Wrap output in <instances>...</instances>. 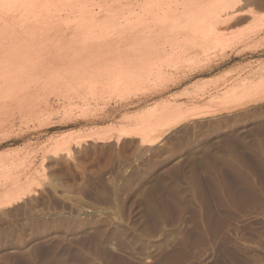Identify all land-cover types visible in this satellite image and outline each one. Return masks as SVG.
Segmentation results:
<instances>
[{
  "label": "rangeland",
  "instance_id": "rangeland-1",
  "mask_svg": "<svg viewBox=\"0 0 264 264\" xmlns=\"http://www.w3.org/2000/svg\"><path fill=\"white\" fill-rule=\"evenodd\" d=\"M4 1L0 0V62L3 44L7 46L3 41L10 40L11 49L23 51L19 68L27 62L33 66L34 59L41 69L36 63L31 66L34 73L30 66L23 70L26 77L17 72L21 87L31 92L30 105L0 94V111L7 110L4 116L0 113V172L3 169L2 175L6 171L20 187L32 190L20 201L0 207V264H264V100L245 105L227 97L235 107L229 108L226 96L220 98L223 88L252 71L263 69L257 81L264 76V0L246 3L240 19L227 26L206 57L173 69L172 76L178 77L173 85L151 81L124 90L127 93L107 90L96 96L66 84L68 93L63 86L57 91L62 84L56 82L65 83L64 76L66 83L77 80L67 74L75 63L69 65L66 56L62 62L61 56L60 66H51L41 62V52L49 56L52 47L67 45L74 35L79 45L83 39L78 34L89 31L94 20L105 22L103 28L111 20L123 21L132 0H38L32 7L35 16L26 17L36 23L19 18L31 7ZM10 11L18 12L16 17L5 18ZM98 23L91 28L96 31L85 34L104 32ZM239 34L249 39L241 42ZM76 39L71 41L76 44ZM31 43L43 49H33ZM52 70L59 73L50 74ZM54 72L63 77H49ZM51 78L56 82L48 81ZM216 91L220 96L209 98ZM165 99L191 108L196 103V115L162 133L142 128L144 120L155 121L152 106ZM144 136L157 140L141 143ZM65 148L68 157L41 159L49 149Z\"/></svg>",
  "mask_w": 264,
  "mask_h": 264
},
{
  "label": "bare ground",
  "instance_id": "bare-ground-1",
  "mask_svg": "<svg viewBox=\"0 0 264 264\" xmlns=\"http://www.w3.org/2000/svg\"><path fill=\"white\" fill-rule=\"evenodd\" d=\"M10 1H12L10 3L14 2V0H10ZM249 1L250 0H226V1H222V0H132V7L130 10L129 17H126V18L124 17V19L122 18L123 21H121V19L115 21L114 18H116L117 14L115 16L112 14L114 17L110 15V18L113 17L112 19H114V20H111L113 24L110 23L111 21L108 22L110 25H108L107 28L109 29V26L112 27V25L114 28L112 27L111 32H110V30L108 31L109 34L107 31L105 34V30L107 29L106 27L103 28L104 25L106 26L105 22H104V24L102 22H99V23L103 24L101 27L103 28L104 32H102V30L101 31L99 30L103 34L100 33V35H99L97 33L98 36H96V34H94L96 29H93V30H95L94 33L92 32V34L95 35L94 37H93V35H91V33H90V35L88 33L85 34V32L93 31L91 28L92 27L94 28L95 24L97 25V23H98L97 20H94L97 23L93 22V23H95L94 26L88 24L89 27H91L89 31L87 28V30L83 31L84 33H82V35H80V33L78 34V37L82 36V39H83L81 41V43H79V45L76 43V41L78 42L80 40H79V38H77V36L74 35V37H76L77 39L72 36L73 38L69 39L70 43H67V45L65 43L63 44L61 41V43L64 45L63 47H61L62 44L59 42L58 44L59 45L61 44L59 46V48H58V45L56 44L55 47H52V48H54L52 51L47 50L49 53V56H46L45 54L43 55L41 52V55L46 57V60H44L45 58L41 56L40 58H43V59H41V62L47 61V64L49 62L51 64V66H57V65L61 64L60 59H62V62L65 61V60H63V57L66 56L69 58L64 57V59H70L68 61L66 60L68 63H70L69 65H71L73 62L75 63L74 65L76 67L75 66L71 67L72 70L74 69L73 73H75V77L73 76L74 74L71 75L72 70H70L71 71L70 73H67L68 72L67 70L66 71L64 70L63 72L70 74V76H72L71 79H77V80H70V78H69L70 82L66 83V81L64 79L67 80V78H66L67 76L66 77L64 76V78H61L63 76L60 75V78L63 80V81L61 80V82H65V83H60V81H59L60 78L58 77V74L56 76L55 72L59 73L58 71H62V70H59L58 67H55V69L56 70L58 69V71H55V70L51 71L50 74H52V72L55 71L54 76L51 75L49 77H55V78L58 77L59 79H57V81H59V82H56L55 79H53V78L48 79V81L52 80V81H55L57 84H62L59 86V88H57V86H56L57 84H55L57 91H58V89H60V87L63 86V84L64 85L66 84L67 86H70L71 88L74 87L76 90H77V88L79 90H81V88H82L84 90H87L88 92L90 91V93H88V94L89 95L93 94V96H94L95 94H101V93L103 94L105 91H106L105 93H107L108 92L107 90H109V92L111 90H114L111 92H113V93L117 92L120 94L124 90H128V89L132 88L133 86L134 87L137 86L138 83L140 84V83H144V82H151V81L152 82H161L164 85L167 82L168 83L171 82L170 84H172V83L174 84L175 82L178 81V77H177V79H175L174 78L175 76L174 77L172 76L173 69L175 71H177L178 67L181 68L180 67L181 64L188 62V61H192V60H193L192 62H194L195 59H198V58L205 56L211 50L210 49L211 46H213V44L216 43V40H218L219 37L225 35L224 32H226L227 26L232 22L237 23V21L241 17V14H242L241 12L243 11L242 7L245 6L246 3H248ZM260 1H262V0H258V2H260ZM4 2L9 3L7 0ZM16 2H18L19 5H21V7L22 6L23 7L24 6L31 7V9L25 8L22 12L20 11L21 14H20L19 18L20 19L23 18V20L21 19V21H24V20H25V22H33L34 21L33 23H36L37 21L35 19L31 20V19H27L26 17H29V16L34 17L35 16L36 11L34 9H32V7H36L35 3L38 4V0H16ZM85 3H87V2H85ZM260 3H262L261 5L264 7V1H262ZM3 4L5 5V3H3ZM81 5H83V3ZM78 6H80V5H78ZM126 7L128 8V6H126ZM16 13H18V12L12 11L11 13H9L7 15L5 14V18L16 17V15H17ZM83 14L81 17H83ZM86 14L88 15V13H86ZM84 18H82V19H84ZM108 18H109V16H108ZM66 19L67 18H65V20ZM78 19H80V18H78ZM82 19H80V20H82ZM254 19L256 20V18H254ZM76 20H77V18H76ZM77 21H79V20H77ZM65 22H67V20ZM31 25H32V23H31ZM10 26H13V25H10ZM45 26L47 27L48 24ZM27 27H29V26H27ZM36 27L37 26L35 25V27H33V28H36ZM126 27H128L130 30L127 29ZM124 28H126V29H124ZM46 29H48V28H46ZM81 29H83V27H81ZM97 29H99L98 26H97ZM125 30H129V31H125ZM38 31H41V30H38ZM35 32L37 34V31H35ZM81 32H82V30H81ZM29 33H30V31H29ZM40 33L37 35H40ZM43 33L44 32H42V34ZM83 34H85L86 37H85V35L83 36ZM30 35H31V33H30ZM245 35H247V34H245ZM245 35H243V36L240 35L239 41L242 42V40H244L246 38L249 39V37L248 36L246 37ZM29 37H31V36H29ZM45 37H46V35H45ZM52 38H53V36H52ZM90 38L92 40H90ZM74 39H76L74 42L78 45V47H76V44H74L72 42ZM69 40H67V41L69 42ZM24 41H26V40L24 39ZM40 41H41V39H40ZM3 43H7V46L5 44H3V60H2L3 63L0 62V70L3 69V76H0V94L3 93L2 95L5 98L9 97V99H11L14 97L15 99L22 102L23 104L27 103L31 98L30 97L31 92L29 93L28 91H26L27 87H25V85L23 86L24 87V90H23V87H21V84L19 83L20 76H18L17 74L20 72L22 73L24 69H25L24 72H26V68L28 66H30V67H28V69L29 68L32 69L31 72L34 73L33 71L35 68H31L32 65L31 64L28 65L29 62H27L25 64V66H26L25 68L22 69L21 68L22 66L20 67L22 69L21 70L18 67V64L21 61H23V51H21L20 49H16V48L11 49L12 42L10 40H9V42L3 41ZM216 44H218V43H216ZM26 45L27 44H24V46L23 45L22 46L25 47ZM32 46H33V49H37V50L43 49L42 46L35 47L33 44H32ZM32 46H28V47L32 48ZM72 47H73V49H69ZM59 49H61V50H59ZM66 49L69 51H67ZM39 56H38V58L36 56V59L38 62L40 61V60H38V59H40ZM76 56L79 57V59L77 58V61H75L76 59H74ZM58 58H60V59H58ZM203 59H205V58H203ZM209 59H210V57H209ZM31 61H33L32 63L34 65H36V63H37L36 60L32 59V60H30V62ZM196 61H197V63L199 62L198 60H196ZM192 62H190V63H192ZM200 62H201V60H200ZM76 63H77V65H76ZM37 64L40 65V63H37ZM201 64H203V63H201ZM34 65L32 67H34ZM186 65H189V63ZM61 66L63 68L64 65H61ZM65 66H66V64H65ZM46 67H47V65H46ZM42 68H43V66H42ZM62 68H60V69H62ZM40 69H41V65H40ZM9 70L13 71L14 73L10 72L9 75L5 74V72H7ZM45 70L46 69H44V71ZM252 70H254V69H252ZM262 71H263V69H262ZM262 71L260 69L257 71H252L249 76L242 77L243 79L240 78L238 81H235L234 83L228 85V87H226L225 89L223 88V92L220 91V89H219L218 91L221 92V94H220L221 96L218 95L219 92L216 91V93L210 94L209 98H212L214 100L215 98L220 96V98L223 97V99H224V97L226 96V98L229 97L230 100L233 99V100L240 101V104L241 103H243V104L255 103L257 101L264 100V76L260 75L262 78L261 79L258 78L259 79L258 81L256 80L257 74L258 75L261 74ZM76 72L78 73L77 74L78 76H76ZM64 73H62V74L64 75ZM23 74L24 73L20 74L21 77L25 76ZM30 74L31 73L29 72V75ZM27 75H28V73H27ZM37 75H39V74L37 73ZM41 75L42 74L40 72V76ZM176 75H177V73H176ZM32 76H34V75H30L31 79H35L36 75L33 78H32ZM70 76H68V77H70ZM27 78H24V79H27ZM42 78H40V80ZM31 79H29V81L24 80L25 83L27 82V85L29 86L28 89L30 88V85L32 84V82H30ZM37 79H38V77H37ZM173 79H175L174 82H173ZM21 81L23 82L22 79H21ZM43 81L47 82V78H44ZM52 81H50V82H52ZM37 82L39 83V81H37ZM37 82H36V85L38 84ZM25 83L23 82L22 85ZM33 85H35L34 81H33ZM53 86H54V83H53ZM53 86H52V88L50 87V89H53ZM18 87H21V88H18ZM47 88L49 89V87H47ZM65 88H67V87L63 86L62 89H65ZM19 89H20V91H18ZM62 89H61V91H62ZM75 89H73V90H75ZM53 90H56L55 87ZM79 90H77V91L79 92ZM57 91H55L54 93H56ZM61 91H60V94H61ZM66 92L68 93L67 90H66ZM71 92H72V94H74L72 90H71ZM124 92H126V91H124ZM49 93H51V92H49ZM86 94H85V96H86ZM231 95L233 98L231 97ZM55 96H57V95H55ZM33 98L36 99L37 97L33 96ZM62 98H63V96H62ZM229 98H227L228 100H226V99L225 100L229 101V103H230L231 101L229 100ZM7 99H5V101ZM17 100H15V102ZM43 100H44V98H43ZM45 100H47V99H45ZM0 101H1V99H0ZM69 101H68V104H69ZM191 101H193V100H191ZM241 101H243V102H241ZM175 103L176 102H174L173 104H170L169 100L165 99L164 101H161L158 105L156 104V105L152 106L153 108H152L151 114L155 112L154 113L155 115L153 116L155 121L154 122H147L146 120H144L141 123L142 128H145V130L147 128H149V129H151L152 133L154 132V130H156V131L161 130V133H162L164 130L167 131V129L169 127L176 125L177 123L187 119L188 117H191V116L194 117L193 114H195V113L193 112V110L196 106L195 102H193L195 104H192V108H191V105H190V107L188 106L189 104L186 105V104H182V103H180V104L179 103L175 104ZM14 104H16V103H14ZM46 104H47V102H46ZM2 105L4 107L6 106V105H4V102ZM29 105H30V103H29ZM29 105H28V107H29ZM70 105H72V104H70ZM233 105H234V103L232 102V104L229 106V108H235ZM3 106H2V108H4ZM9 106H10V104H9ZM12 106L14 107V105H11L10 107H12ZM44 106H45V104H44ZM16 108H19V107H16ZM20 108H22V107H20ZM225 108H226V106H225ZM236 108H237V106H236ZM5 109H8V108H5ZM14 109H15V107H14ZM22 110H24V109H22ZM226 110H228V109H226ZM6 111L7 110H5L4 112H6ZM222 111H224V110H222ZM4 112L0 111L1 114ZM31 112H33V111H31ZM25 113H26V111H25ZM14 115H16V114H14ZM2 116H4V115L2 114ZM5 116H6V113H5ZM7 119H8V117H7ZM7 119H2V120H7ZM9 119H10V117H9ZM31 122H32V120H31ZM29 123H27V124H29ZM0 124H1V122H0ZM9 125H10V123H9ZM158 133H160V132H157L156 134L157 135L161 134V133L160 134H158ZM127 136L132 137V133L128 134ZM119 137H121V136H118V138ZM144 137L141 138V143L152 144L155 140H157V139L148 138L147 136H144ZM156 137L159 138V136H156ZM107 138L108 137H105V136L102 137V139H107ZM77 142H79V141H77ZM47 152H46V154L43 152V155H42L43 157L41 159H45V158L46 159L47 158L52 159V157H56L59 155H60L59 157H63V156L68 157V154H70L69 150L67 148H65V149H49ZM0 167L3 168L1 165H0ZM5 167H6V164H5ZM2 171H3V169H2ZM2 171L0 172L1 175H2ZM4 172H6V171H4ZM4 172H3L2 177L0 178L1 179L0 191H2V193L0 195V207H3L4 205H9V204L11 205L13 202L15 203L16 201H20L22 198L27 197V196L32 194L31 189H26L24 186L20 187L19 185L21 183L18 184L19 180L17 178L15 180L14 177H10L9 175L7 176V174H5ZM9 181L12 183H11V185L8 186L7 184ZM3 189H4V191H3Z\"/></svg>",
  "mask_w": 264,
  "mask_h": 264
}]
</instances>
